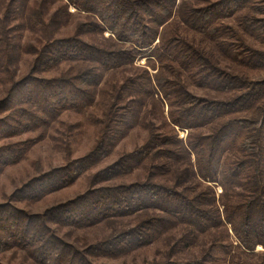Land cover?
<instances>
[{
    "label": "trees",
    "instance_id": "1",
    "mask_svg": "<svg viewBox=\"0 0 264 264\" xmlns=\"http://www.w3.org/2000/svg\"><path fill=\"white\" fill-rule=\"evenodd\" d=\"M60 1L89 17L82 32L105 41L47 34L30 48L29 73L19 76L11 33L21 0L10 1L0 14V172L22 161L63 113L90 112L98 95L103 130L88 155L32 178L0 204V254L17 249L37 264H112L97 260L169 235L171 254L145 264H264V0ZM52 21L32 25L40 31ZM66 63L71 70L49 76ZM117 71L126 76L112 84L105 77ZM149 101L161 116L143 124V144L109 161ZM32 133L39 136L14 140ZM91 171L93 185L71 200L42 213L17 205ZM125 218L134 223L116 226ZM102 222L110 233L86 246L57 231ZM183 250L193 254L181 258Z\"/></svg>",
    "mask_w": 264,
    "mask_h": 264
},
{
    "label": "rangeland",
    "instance_id": "2",
    "mask_svg": "<svg viewBox=\"0 0 264 264\" xmlns=\"http://www.w3.org/2000/svg\"><path fill=\"white\" fill-rule=\"evenodd\" d=\"M11 0H0V14H3L5 9L10 5ZM203 4V3H201ZM200 5V4H196ZM19 12L16 14L14 20V26L16 29L11 33L15 35L16 48L13 51L14 61L17 65V71L19 76H24L29 73L32 65L34 55L30 52V48L33 46H41L45 41V35L54 37H72L76 35H82L83 38L89 42L102 45L104 38L101 34L92 31L82 32L81 25L88 24L90 19L84 14L78 12L74 6H68L60 0H21L19 5ZM42 17L46 23H49L52 19V26L41 29L40 31L33 27V22L37 18ZM111 35L106 32L104 36L107 38ZM106 43V42H105ZM146 58L138 60L137 65L143 66L146 63ZM224 67L228 66L227 61H223ZM73 64H63L60 71L49 74L57 75L59 72H67L71 70ZM153 74V70H150ZM126 76L125 73L119 71L115 74H109L105 78L112 84L117 80H122ZM109 83V84H111ZM199 94H203L205 90L200 88H194ZM112 91V88H109ZM4 91L0 88V98L3 96ZM109 98V97H108ZM103 100L101 99V102ZM100 102L99 95L96 97L95 105L88 113H79L73 111H67L62 114L60 120L54 124L46 133L45 137L39 142L34 143L33 146L27 151L24 159L19 163L7 167L4 171L0 172V204L10 202L11 196L22 189L32 178L41 175L44 172L51 169L61 167L70 160L84 157L88 155L95 147L99 140L103 126L99 125L96 121L104 119V107ZM155 107L152 106V102L149 101V106L146 110L141 111L140 124L136 123L128 132L123 133L116 142L114 153L111 154V160L118 158V155L132 151L136 146H140L145 141L148 135L147 127L143 126L150 120H156L160 118V112L157 102ZM165 114H168V107L165 108ZM181 138H186L187 132L179 130ZM39 136L37 133L25 134L14 140L26 139L30 137ZM96 171V170H94ZM94 171L87 172L74 183L68 187L60 190L48 193L40 200L35 202H17V205L33 213H42L47 208L59 203L71 200L78 195L87 191L94 183ZM137 174V173H136ZM129 176L124 180H135L139 174ZM218 194L222 189H217ZM134 223L133 218L118 219L116 226L126 227ZM58 234L69 242H74L79 246H86L91 243H95L102 240L107 236L111 227L107 226L105 222L89 227L86 229L81 228H58ZM171 236L165 235L156 240L152 244L136 248L134 247L128 253L115 259H102L97 260L100 262H109L112 264H145L155 260H160L162 257L171 254ZM261 250V248H258ZM193 253H197V250H192ZM190 250L181 251L179 255L181 258L191 256ZM0 261L6 264H37L31 257L19 251L17 249L9 250L0 254Z\"/></svg>",
    "mask_w": 264,
    "mask_h": 264
}]
</instances>
